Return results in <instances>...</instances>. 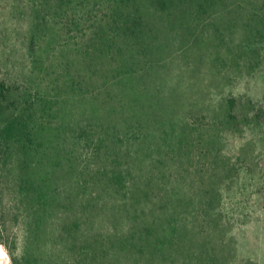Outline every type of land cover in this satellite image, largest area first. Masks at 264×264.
Wrapping results in <instances>:
<instances>
[{"label": "rangeland", "instance_id": "rangeland-1", "mask_svg": "<svg viewBox=\"0 0 264 264\" xmlns=\"http://www.w3.org/2000/svg\"><path fill=\"white\" fill-rule=\"evenodd\" d=\"M112 4L0 0V124L35 130L0 147V264H264V0L98 38Z\"/></svg>", "mask_w": 264, "mask_h": 264}, {"label": "trees", "instance_id": "trees-1", "mask_svg": "<svg viewBox=\"0 0 264 264\" xmlns=\"http://www.w3.org/2000/svg\"><path fill=\"white\" fill-rule=\"evenodd\" d=\"M144 2H138V0H110L113 2L111 6H107L104 8V15L100 16L99 22L103 20V24L109 23L106 26L99 27L97 31V37H104L109 29H112V26L120 27L119 31L122 35L130 34L131 37L139 33H145L144 29H139L140 26L143 27V13L141 4L145 5L148 9H151L152 13L158 14L162 20L165 22V25H168L170 29L177 30L179 26H182L181 22L184 18L187 17L188 12L184 10L181 6L183 0H143ZM197 1V0H195ZM199 1V0H198ZM209 0H205L207 2ZM138 3H141L138 7ZM196 11H200V5H197ZM110 20V21H109ZM101 24V25H103ZM107 39V38H106ZM90 55H94V51L88 54V58L92 59ZM10 93V88L8 85L0 81V118L2 119V110L3 104L7 100L8 95ZM226 117L228 120L233 121L234 119V102L229 101L226 106ZM26 121V122H25ZM3 123V122H2ZM26 118H23L21 115H15L11 117V119L4 120L3 124H0V147H6L7 149H11L13 146H22L24 143V138L30 135L29 133L32 131L35 132L34 128L31 126ZM79 134H81L78 138L83 143L82 146L86 148L92 147L93 154L98 155L99 150L101 149V145L104 143V139L99 136L95 138V132L93 129H84L79 128ZM166 138H169V134H165ZM166 138H162L165 140ZM177 138V142L181 144L185 136L181 133ZM83 173V172H82ZM81 173V175H82ZM117 178H111L112 181L119 183L123 181V177L114 176ZM157 235V234H156ZM162 243V242H161ZM13 264H17L13 260Z\"/></svg>", "mask_w": 264, "mask_h": 264}]
</instances>
